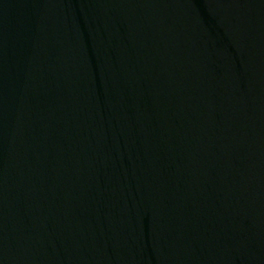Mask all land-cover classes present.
Instances as JSON below:
<instances>
[{
    "label": "water",
    "instance_id": "obj_1",
    "mask_svg": "<svg viewBox=\"0 0 264 264\" xmlns=\"http://www.w3.org/2000/svg\"><path fill=\"white\" fill-rule=\"evenodd\" d=\"M0 264H264V0H0Z\"/></svg>",
    "mask_w": 264,
    "mask_h": 264
}]
</instances>
